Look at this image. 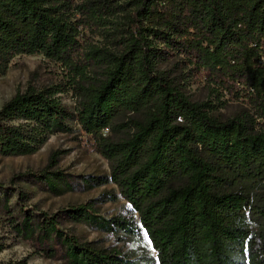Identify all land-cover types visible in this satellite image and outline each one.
<instances>
[{
    "label": "trees",
    "instance_id": "obj_1",
    "mask_svg": "<svg viewBox=\"0 0 264 264\" xmlns=\"http://www.w3.org/2000/svg\"><path fill=\"white\" fill-rule=\"evenodd\" d=\"M21 55L59 64L77 103L70 112L56 86L15 95L0 108V155H33L76 122L110 166L84 187L115 185L139 226L92 200L52 216L25 211L20 236L62 264H264V0H0V77ZM163 62L248 109L219 119ZM44 178L56 195L74 189L60 170ZM62 220L126 238L142 229L156 258L82 241Z\"/></svg>",
    "mask_w": 264,
    "mask_h": 264
},
{
    "label": "rangeland",
    "instance_id": "obj_2",
    "mask_svg": "<svg viewBox=\"0 0 264 264\" xmlns=\"http://www.w3.org/2000/svg\"><path fill=\"white\" fill-rule=\"evenodd\" d=\"M85 36L88 41L92 39L98 44L105 43L89 32H86ZM159 68L180 82L192 101L215 102L214 114L221 120L236 117L249 107L247 101L243 100H229L226 104H221L224 98L218 101L216 94L203 78L185 75L182 68L173 62H163ZM51 86L60 88L57 96L67 109L73 112L77 99L67 72L43 55L17 56L8 73L0 77V108L18 93H24L28 89L43 90ZM71 124L73 132L51 135L43 147L33 155H0V244L3 246L0 264H62L59 260L43 255V247L35 240L25 239L15 231L13 224L25 216V211L31 214V210H37L52 216L68 207L94 200L95 208L106 218L126 216L133 218L139 226L137 214L120 197L115 185L108 183L91 189L84 187V178L108 176L110 166L101 154L94 151L93 143L82 133L79 125L76 122ZM108 133L106 131L105 134ZM56 152L59 153L58 164L55 168H50L51 157ZM54 170H60L63 176L68 177L74 188L72 191L61 195L50 191L44 176ZM19 193L25 195L22 206L17 204ZM111 193L116 194L115 201L105 197ZM62 223L66 231L77 235L82 241L95 242L100 247L118 250L130 256L145 257L152 261L156 258V252L142 229L137 235L126 238L121 234H107L92 229L82 223L63 220Z\"/></svg>",
    "mask_w": 264,
    "mask_h": 264
}]
</instances>
